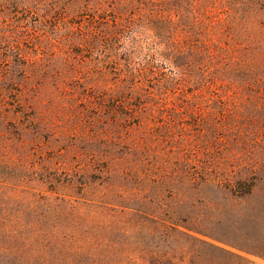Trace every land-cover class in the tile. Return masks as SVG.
Returning <instances> with one entry per match:
<instances>
[{
    "label": "rangeland",
    "instance_id": "374dc122",
    "mask_svg": "<svg viewBox=\"0 0 264 264\" xmlns=\"http://www.w3.org/2000/svg\"><path fill=\"white\" fill-rule=\"evenodd\" d=\"M53 3L0 0V264H221L223 248L242 254L248 264H264V222L252 227L248 239L222 228L206 235V207L198 212V222L161 213L162 222H156L151 216L158 212L134 215L129 207L142 197L157 202L148 189L153 174L196 173L212 162L219 169L224 165L231 140L223 133L216 141L197 135L203 116L214 114L220 121L227 108L255 114L247 121L252 132L242 147L244 156L264 157V92L217 96L194 90L180 96L196 99L194 105H173L158 96L150 112L123 120L117 112L133 109L124 101L129 95L102 101L101 90H91L86 81L103 69L106 86L120 83L124 54L138 35L131 27L121 28L115 54L105 55L76 37L107 22L113 26L119 18L75 15L59 3L48 9ZM135 46L134 68L159 64L158 47L149 38L140 37ZM10 50L24 63L25 78ZM159 69L169 73L167 67ZM146 82L135 79L137 85ZM208 96L225 100V109L212 110ZM171 114L181 119L171 120ZM168 128L174 136L160 137ZM177 156L186 162L175 165ZM257 172L264 182V163ZM258 195L264 201V191ZM172 201L166 198V203ZM236 243L245 244L247 251Z\"/></svg>",
    "mask_w": 264,
    "mask_h": 264
},
{
    "label": "trees",
    "instance_id": "16d2710c",
    "mask_svg": "<svg viewBox=\"0 0 264 264\" xmlns=\"http://www.w3.org/2000/svg\"><path fill=\"white\" fill-rule=\"evenodd\" d=\"M54 3L48 9L59 3L75 15L90 12L93 16L115 14L119 18L113 26L107 22L89 35L76 37L97 51H105V55L115 54V38L121 28L131 27L138 35L133 36L132 48L124 54L120 83L106 86L108 76L103 69H98L96 76H89L86 81V85L90 83L91 90H101L99 97L102 101H109L113 96L129 95L124 101L134 105L133 109L129 114L123 109L117 112L124 115L123 120L139 119L141 113L150 112L158 104V96H165L173 105L182 102L194 105L198 102L196 99L180 100V96L194 90L217 96L238 90L264 92V65L259 63H264V0H54ZM142 36L158 47L160 62L157 65L148 64L139 71L133 66L132 54ZM10 51L18 57L15 63L25 78L24 63L20 56H16V50ZM160 67H167L169 73H160ZM67 69L71 70L70 67ZM137 76L147 82L137 85ZM59 78L57 82L60 84L63 79ZM9 81L8 87L11 88L14 78L10 77ZM142 90L154 92L151 94ZM179 90L182 93L168 99L170 93L175 94ZM206 103L212 110L223 111L226 101L219 97L213 100L208 96ZM171 115V120L181 119L176 114ZM189 117L195 119L192 115ZM255 117V114L245 116L237 108H227L220 121L214 114L201 117L202 128L197 135L202 134L208 140L216 141L223 133L231 140L223 153L224 165L219 169L212 162L196 173L186 170L166 174L168 171H164L160 176H149L148 189L157 202L149 204L150 200L146 203L142 197L140 204L129 206L132 213L146 216L149 214L147 211H156L159 214L151 216L153 221L162 222L161 213L175 216L180 222L189 217L198 222V212L206 207V235H213V231L222 228L248 239L252 227L264 222V201L258 195L259 191H264V182L263 176L257 172L263 167L264 157L244 156L242 147L244 141L250 140L252 132L247 127L251 123L247 121ZM138 125H141L139 120ZM160 135L174 136L172 128ZM230 155L232 163L229 162ZM173 161L175 165L186 162L178 156ZM259 183L262 185L259 186ZM166 198H172V204L166 203ZM184 207H187V212H184ZM188 229L204 233L203 228ZM161 230L167 235L164 229ZM233 245L242 251L248 249L243 243ZM221 264L248 262L242 254L223 248Z\"/></svg>",
    "mask_w": 264,
    "mask_h": 264
}]
</instances>
